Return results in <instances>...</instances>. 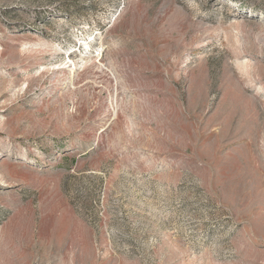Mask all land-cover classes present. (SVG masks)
I'll return each instance as SVG.
<instances>
[{"label": "rangeland", "instance_id": "obj_1", "mask_svg": "<svg viewBox=\"0 0 264 264\" xmlns=\"http://www.w3.org/2000/svg\"><path fill=\"white\" fill-rule=\"evenodd\" d=\"M0 264H264V0H0Z\"/></svg>", "mask_w": 264, "mask_h": 264}, {"label": "bare ground", "instance_id": "obj_2", "mask_svg": "<svg viewBox=\"0 0 264 264\" xmlns=\"http://www.w3.org/2000/svg\"><path fill=\"white\" fill-rule=\"evenodd\" d=\"M85 46H86V48L88 49V47H87V43H85Z\"/></svg>", "mask_w": 264, "mask_h": 264}]
</instances>
